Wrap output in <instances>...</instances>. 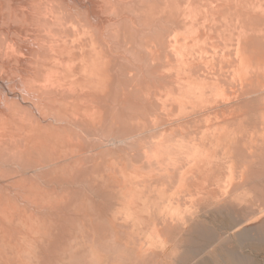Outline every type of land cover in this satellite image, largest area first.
I'll return each instance as SVG.
<instances>
[{"label": "bare ground", "instance_id": "obj_1", "mask_svg": "<svg viewBox=\"0 0 264 264\" xmlns=\"http://www.w3.org/2000/svg\"><path fill=\"white\" fill-rule=\"evenodd\" d=\"M203 1L199 6L191 0H0V68L16 67L19 75L14 79H28L32 86L18 84L19 89L6 91L8 97L0 102V146L20 140L13 151L32 158L31 172L58 165L72 172L82 166L75 147L60 153L66 143L72 144L68 135L51 132V88L80 96L70 115L91 129L102 126L104 113L98 103L119 65L127 68L120 70L124 79H137L135 97L153 103L142 116L130 117L128 125L136 133L128 129L101 140L100 147L117 150L102 161L101 174L115 195L109 199L113 206L101 212L87 201L93 232L100 225L107 241H149L145 249L152 255L151 264H170V254L178 252L174 241L196 234L198 222L220 208L235 210V222L213 241L264 238V176L254 183L248 176L256 150L264 148V55L253 41H264V0ZM37 68L43 70L40 86L50 95L39 96L34 88ZM119 93L121 102L126 91ZM137 138L143 140L135 149L138 161L132 162L126 149ZM17 176L8 186L22 201H30L33 210L43 202L44 210L51 208L69 195L51 189L53 199L42 201L40 187L29 184V193L23 195L27 189L14 184L19 183ZM254 192L259 193L258 203ZM6 202L0 196V246L20 240L17 222L22 215L35 218L31 241L47 238L42 219L32 212L17 218L20 205ZM254 204L259 210L254 207L257 212L251 215L238 211ZM98 248L94 252L100 254L108 249ZM121 248L125 252L127 246ZM209 250L197 247L196 257L187 264H195ZM34 257L32 264H41L37 253ZM126 257L116 262L122 264Z\"/></svg>", "mask_w": 264, "mask_h": 264}, {"label": "rangeland", "instance_id": "obj_2", "mask_svg": "<svg viewBox=\"0 0 264 264\" xmlns=\"http://www.w3.org/2000/svg\"><path fill=\"white\" fill-rule=\"evenodd\" d=\"M191 2L199 6L204 3L203 0H191ZM180 26L184 27L183 25ZM253 41L254 43L259 45L260 51L263 52L262 54L264 55V41L261 42L259 37L253 38ZM119 66L120 67L118 70H116V72L112 71V79L110 84L108 85L106 95L98 103L101 107L100 109L102 110V113H104V118L102 120L103 122H101L102 126H99L96 129H91L86 125L85 127L83 123H80V120H78V118L70 115L72 107H75L80 102V96L78 94H76L72 90L66 89H64L63 91L59 89L61 91L58 90V92L57 90L51 88V93L47 91L48 94H51V132L54 131L55 133L68 135V137L71 139L72 144L66 143L64 147L65 150L60 151V153H66L70 148L75 147L78 152H81L80 160L82 162V166L80 169L72 172L63 171L62 169H60L62 168V166L58 165L57 167L51 166V169L46 168L41 171L31 172L30 169L32 168V165L34 163L32 158L20 156L13 151V149L16 147V144L17 146L22 144L20 140L14 142L6 141L2 143V147L0 146V196L5 202L8 200L6 203H12L13 201V204H17V206L20 205L19 207L22 212L19 213V215L17 214V218H20V216L24 213L26 216L32 212L35 216L44 221V227L47 229V238L44 241H31L29 237L36 233V229H34L36 226L35 218H33L34 220H28L29 217L25 218L24 215H22L23 217H21V219L23 220H21L19 223L17 222V231L20 236L19 239L25 240L24 242L20 240L16 242L5 241L7 243L5 245L3 244V246H0V264H32V262L35 261L34 255H36V253L38 255L37 260H40L41 264H51V208L46 207V209L44 210L43 208L46 202H43L39 208L37 206V208L40 210H37V208L36 210H33L34 208L32 207L34 206H31V204H29L31 203L30 201H22L21 198H19L21 194L19 195V192L17 193L15 190L9 187V183H12V181L9 180L11 177L18 175L17 179L19 180V183L16 182L14 184H19V188L21 190L22 188L26 190L28 188V184L29 187H32L31 185H33L34 188L37 187L38 190L40 187L41 191L38 192H42V194L45 196V199H43L42 201H51L53 197L50 200L49 197H51V189H54L56 193H59V190H62L61 192H64L65 194L73 195L75 203H77V201H79V198L84 195L88 203L96 206V208L101 212L108 211V209H110L109 207L113 206V204H111V200L109 199L113 197L114 193L108 190V188L104 185L103 177L101 176V174L105 175L103 162H105L104 159L106 158L107 154L110 152H117V150L110 151L108 149V151L107 149L100 147L101 140L109 133H120L124 130L127 131L128 129L129 131L131 130L128 133H132V131L136 133V129L133 130V125H131L132 128L128 125L130 124V117L134 116L135 118L138 116H142L145 110L149 111L153 107L152 102L147 104V102L145 103L143 100L135 97V95L137 94L136 86L139 84V81L137 82L138 84H135V86L133 83H135L137 79H124L120 70H127V68L124 65ZM16 69V67L13 68L3 66H1L0 68V84L6 87V89L0 87V102L4 101V98L8 97V95H6L7 92L17 91L19 89L18 84H23L22 86L26 88L32 87L31 83L28 82V79H26V81L25 79H19L20 81L18 79H14L17 77V75H19L17 74L18 69ZM36 70L39 76L38 80L33 79L34 85L36 84L34 88L39 96H47L48 94L46 90H43V88L40 86V82L43 80L41 79L43 70L41 68H37ZM1 81H3L6 85ZM117 90H119L120 92L122 90L126 91L127 97L125 96L126 98L121 102H119V97H116L120 96V93L119 91L117 92ZM54 99H56L57 104L55 103ZM60 105L67 106V110L64 109V107L61 108ZM146 105L148 108L146 107ZM69 117H71V120L75 122H69ZM54 119L56 120L54 121ZM145 137V140L148 139V136ZM141 138L135 139L126 149L128 152V157L130 160H132V162L138 161V154L135 149L137 150L138 143L144 139ZM256 153L254 154L255 156L252 163H250L248 172V176L251 178L250 180L253 181V183L257 181L258 177L260 178L264 176V148H258L256 150ZM63 165L64 168H66L65 170L69 169V162H64ZM62 171L65 172V176L61 174ZM54 172H56V174L53 175ZM99 177H102V179H99ZM24 185H26L25 188L23 187ZM47 185L49 187L51 185V188H49ZM42 186H45V189L46 187L48 189L45 190ZM28 189L27 191H22L24 192L23 195H25V192L29 193ZM251 190L254 191V187L251 188ZM66 191H68V193H66ZM256 194L258 196L259 193L254 192L253 195L256 197L254 203H258L256 199H258L259 196L257 197ZM9 200L11 202H9ZM25 201V204H27L28 206L23 204ZM254 207L257 211L259 210L257 204H254L251 207L240 206L238 208L237 206H235L236 211L238 208V211L242 215H251L252 213L257 212ZM226 209L220 208L218 209L219 211L215 210L216 212H213L211 210L212 212H210V216L207 215L206 218L204 217L198 222L196 234L185 236L184 241H175L179 248V261L173 264H187L190 260L196 257L194 250L197 247H208V249L210 250L206 252V254L202 253L200 255V259L195 264H264V238H256L255 240H253L251 237H248L249 239L247 238L245 240L243 238L241 240H239V238H233L232 241H224V243L213 241L217 235L228 231L235 222L234 217L236 216V212L234 208H230L234 211H228V209ZM89 211L91 210L89 209ZM71 218L75 219L76 222L79 220L78 217ZM58 226L59 228H61L60 230L63 231L67 228L64 227L62 223H60V225ZM58 226H56V228H58ZM143 228L146 229L145 226H143ZM76 231L77 230H75L74 232L73 229L71 231L67 230L65 232V241H72L71 239L74 238ZM206 235H208L207 240L204 239ZM104 236V228L98 225L96 227L94 235L95 241L88 242H95L99 244L100 247H103L100 249L106 250L108 248L106 251H108L107 254L109 255L116 253V247L109 244V241H102ZM88 237H90L89 233ZM12 242L16 243H14L15 245H17L16 248L12 246L14 245ZM105 246L107 247L106 249L104 248ZM71 247L73 246H68V248ZM83 249H86L88 253L90 248L89 246H82L72 254V257L67 258V260L82 258V256L85 255Z\"/></svg>", "mask_w": 264, "mask_h": 264}, {"label": "crops", "instance_id": "obj_3", "mask_svg": "<svg viewBox=\"0 0 264 264\" xmlns=\"http://www.w3.org/2000/svg\"><path fill=\"white\" fill-rule=\"evenodd\" d=\"M72 196V197H71ZM69 197V198H68ZM52 198V197H51ZM53 199V198H52ZM71 199H73V200H71ZM66 200V201H65ZM60 204V205H59ZM59 204H56V205H51V227H52V231H51V264H113V262H114V264H121V262H116V261H119L120 259H121V257H125L126 256V254H128V257L130 256V258H131V256H132V258L133 259H127L128 257H126L125 258V260H126V262H125V260H124V258L121 260V261H123L125 264L127 263L128 264V262L130 261H133V263L132 264H138V263H140V264H145L146 263V261L149 259V261H150V258H151V253L149 252V251H147L145 248L149 245V241H132V242H135V244L133 243H131V241H126V242H128V243H125V241L124 242H120V241H118V242H116V241H109V244H112V242H115L114 244H117V245H119V242H120V244H121V247H124L125 248V246H127V248L125 249V252H124V250H123V248H121L120 247V245H119V248H116V249H118L117 251H116V253H113L115 256H118V259H117V257H115L113 254H111V255H109V254H106L107 253V251L105 252V253H103L102 252V254H100V253H98V252H94V250H96V249H98L99 250V248H98V245L99 244H97V243H89L88 241H94L95 239H94V232H95V230H96V228L94 229V232H93V229H92V227H90V225H88V215L90 214V211H89V208H88V205H87V200H86V198L84 197V195H82L80 198H79V201H77V203H75V200H74V196L73 195H68L67 197H66V199H64V201L63 202H61V203H59ZM66 204V205H65ZM69 205H71L70 207H69ZM73 207V208H72ZM55 208V209H54ZM63 209V210H62ZM72 215V216H71ZM78 217L79 218V220L76 222V220L75 219H73L72 220V218L71 217ZM82 216V217H81ZM56 219H55V218ZM68 217V218H67ZM69 219H71V220H69ZM68 220V221H67ZM72 221V222H71ZM60 223H62L63 225H64V227H67V229H68V231H71L72 229L74 230V232H75V230H77L76 231V233H75V236H74V238L73 239H71L72 241H65V232L67 231V230H65V231H63V230H60V228H59V224ZM68 225H70V226H68ZM56 226H58V228H56ZM97 227V226H96ZM76 228V229H75ZM82 228V231L80 230ZM54 229V230H53ZM57 230V231H56ZM60 230V231H59ZM90 230V231H89ZM91 230H92V233H91ZM54 231V232H53ZM61 232V233H60ZM73 232V233H74ZM78 233V234H77ZM88 233H89V235H90V237H88ZM63 234V235H62ZM94 234V235H93ZM59 235V236H58ZM61 235V236H60ZM79 236V238L78 237H76V236ZM64 237V238H63ZM76 237V238H75ZM60 238V242H59V239ZM93 238V239H92ZM64 239V240H63ZM78 240V241H77ZM103 241H107V239H104L103 238ZM86 242V243H85ZM111 242V243H110ZM139 242V243H138ZM141 242V243H140ZM175 242V241H174ZM60 243V244H59ZM176 243V242H175ZM175 243H174V245H173V248L176 250L175 252H177V253H173V254H170L171 255V259H170V264H173V263H177L178 261H179V258H178V256H179V248H178V245L176 246L175 245ZM96 245L95 247H97V248H95V247H93L92 245ZM137 244V245H136ZM144 244V245H143ZM91 245V246H90ZM117 245H115L116 247H117ZM139 245L141 246L140 248H139ZM147 245V246H146ZM68 246H73V247H71V248H68ZM78 246V248H75V247H77ZM82 246H85V247H88V246H90V253H89V251H88V253H87V251H86V249H83V252H85L84 254L85 255H83L82 256V258H76L75 260L74 259H68L67 260V258H70V257H72V254L75 252V251H77L79 248H81ZM114 246V245H113ZM114 246V247H115ZM93 247V248H92ZM176 247V248H175ZM74 248V249H73ZM130 248V249H129ZM134 248V249H133ZM142 248V249H141ZM178 248V249H177ZM72 249H73V251H72ZM92 249H93V252H92ZM131 249H133L134 250V253L132 254V253H129L130 251H131ZM138 249H139V251L140 252H143V250H144V254H142L141 253V255H140V253H139V251H138ZM61 250V251H60ZM123 250V251H122ZM126 250H127V252H126ZM129 250V251H128ZM142 250V251H141ZM64 251V252H63ZM100 251H101V249H100ZM103 251V250H102ZM121 251V252H120ZM135 251H138V255H139V257H137L138 255L137 254H135ZM195 251V250H194ZM62 252V253H61ZM87 253V254H86ZM121 253V254H120ZM137 253V252H136ZM63 254V255H62ZM92 254V255H91ZM96 254H98V258L97 259H95V257L97 256ZM100 254V255H99ZM121 255V256H119V255ZM145 254H147L146 255V257L144 256ZM175 254H177L176 256H175ZM90 255L91 257H88V256ZM101 255H103L104 257H99V256H101ZM107 255V256H106ZM123 255V256H122ZM137 255V256H136ZM143 255V256H142ZM86 256H87V258H86ZM108 256H109V258H111V259H109V262L107 261V263H106V260H107V258H108ZM114 256V257H113ZM173 256H175V257H173ZM120 257V258H119ZM136 257V258H135ZM53 258V259H52ZM83 258H85V259H83ZM114 258V259H113ZM116 258V259H115ZM144 258L146 259V260H144ZM176 258V259H175ZM104 259H106L105 261H103ZM139 259V262L137 261ZM144 260V262H143V260ZM85 260V261H84ZM127 260H129L128 262H127ZM173 260H175V261H173ZM101 261L103 262V263H101ZM116 262V263H115ZM137 262V263H136ZM148 262V261H147ZM124 263H122V264H124ZM131 263H129V264H131ZM146 264H151V261L150 262H148V263H146Z\"/></svg>", "mask_w": 264, "mask_h": 264}]
</instances>
